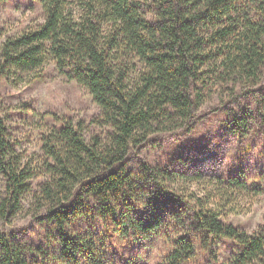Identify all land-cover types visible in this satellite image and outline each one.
<instances>
[{
  "label": "trees",
  "instance_id": "trees-1",
  "mask_svg": "<svg viewBox=\"0 0 264 264\" xmlns=\"http://www.w3.org/2000/svg\"><path fill=\"white\" fill-rule=\"evenodd\" d=\"M39 1L36 25L11 34L0 24V82L32 79L51 61L90 93L104 134L87 138L83 122L55 116L28 154L0 101V219L11 224L25 208L45 237L32 244L16 226L0 230V264H264V222L250 234L227 218L249 187L244 173L207 182L185 161L127 166L132 150L191 131L214 96L218 107L252 91L264 68V0ZM231 109L230 131L245 137L252 114ZM121 241L162 248L140 263Z\"/></svg>",
  "mask_w": 264,
  "mask_h": 264
},
{
  "label": "rangeland",
  "instance_id": "rangeland-1",
  "mask_svg": "<svg viewBox=\"0 0 264 264\" xmlns=\"http://www.w3.org/2000/svg\"><path fill=\"white\" fill-rule=\"evenodd\" d=\"M42 19L39 0L0 2V24L6 33H17L23 28L36 25ZM34 74V78L26 75L18 83L0 82V101L7 124L20 141L19 147L28 154H37L38 128L54 124L55 116L83 122L87 138L95 133L104 134L102 126L97 124L101 109L83 85L61 75L51 61L35 70ZM251 90L247 93L240 91L237 99L225 106L215 107L219 98L214 96L201 107L200 117L191 131L181 133L179 130L165 134L157 143L132 150L127 166L137 172L141 166L140 160L156 166H165L170 160L179 166V162L185 161L187 167L200 168L203 172L202 180L207 182L214 181L220 175L244 173L248 176L249 187L239 194L236 211L228 212L227 218L247 233L256 232L264 222V137L260 132L261 120L257 111V104L261 105L260 101H264V68L260 80ZM231 108L235 111L237 109L241 115H246L247 112L252 114L247 121L252 122V129L245 137L237 138L230 131L233 126ZM249 143L250 146L247 145ZM4 186V178L0 175V198L4 194ZM202 186L203 183L192 182L190 189L199 193ZM23 212L18 213L11 224L0 219V230L16 226L20 229L19 236L23 240L32 244L42 242L45 238L44 230L30 215H24ZM120 244L123 256L137 250L140 259H136L140 263L156 260L162 248L158 241L154 246L149 243V247H132L127 241H121ZM217 247L218 257L224 258L226 245L219 242ZM110 248L112 250L108 251L115 256L113 253L118 251Z\"/></svg>",
  "mask_w": 264,
  "mask_h": 264
}]
</instances>
